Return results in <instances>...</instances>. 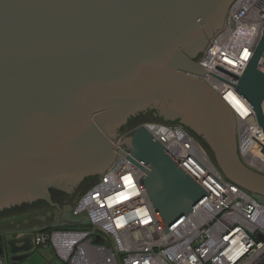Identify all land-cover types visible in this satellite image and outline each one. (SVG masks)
Returning <instances> with one entry per match:
<instances>
[{
	"label": "water",
	"instance_id": "obj_1",
	"mask_svg": "<svg viewBox=\"0 0 264 264\" xmlns=\"http://www.w3.org/2000/svg\"><path fill=\"white\" fill-rule=\"evenodd\" d=\"M232 1L0 0V216L66 199L126 154L114 143L121 132L152 119L184 124L228 179L264 198V174L239 156L233 109L194 76L210 72L194 56ZM263 53L264 30L236 91L264 128ZM122 144L166 231L209 196L144 125ZM33 246L11 239L12 264Z\"/></svg>",
	"mask_w": 264,
	"mask_h": 264
},
{
	"label": "built area",
	"instance_id": "obj_2",
	"mask_svg": "<svg viewBox=\"0 0 264 264\" xmlns=\"http://www.w3.org/2000/svg\"><path fill=\"white\" fill-rule=\"evenodd\" d=\"M263 30L264 0H233L223 26L197 59L210 72L194 76L230 104ZM259 68L264 71V53ZM262 107L264 112V100ZM231 108L239 156L249 168L264 174V128L251 108L244 117ZM142 125L209 196L166 231L146 194L144 171L126 155L129 147L122 141L130 132L120 133L114 143L126 154L116 152L72 208L86 225L38 230L33 243L51 247L68 264H120L119 255L123 264H264V203L228 179L181 124L147 121ZM0 264H5L3 259Z\"/></svg>",
	"mask_w": 264,
	"mask_h": 264
},
{
	"label": "rangeland",
	"instance_id": "obj_3",
	"mask_svg": "<svg viewBox=\"0 0 264 264\" xmlns=\"http://www.w3.org/2000/svg\"><path fill=\"white\" fill-rule=\"evenodd\" d=\"M147 121L162 122L158 119L143 120V121L138 122L137 124L133 125L132 127L128 128L127 130H125L121 133L131 132L135 127H137V126H139V125H141ZM162 123H165V122H162ZM168 124H181L183 127L190 130L184 124H182L180 122H172V123H168ZM196 138H197V141L199 142V144L201 145V147L203 148V150L205 151V153L207 154V156L209 157V159L214 163L213 157H212L213 153L211 152V149L209 148L208 144L205 142L204 139L201 140L198 136H196ZM94 175H95V176H93L94 178L93 179L91 178L90 184L86 187L85 191H87L91 187V185L98 179L100 174L95 173ZM257 198L262 203H264V200L262 201L259 197H257ZM261 198H263V197H261ZM76 201H75V203H76ZM74 204L71 205V204L62 203V205H60V208L62 210L60 212V213H62L60 219H62L64 221H70V220L74 219L75 216L72 214V208H73ZM58 212H59L58 208L53 209V208H49L48 206L43 205V206L38 207V208L23 211L19 214L1 215L2 217H5V216H7V217L11 216V217H9L7 219L5 218L2 220L0 219V236L4 237L5 246H6V251L4 252L3 255H0V259H3L4 261H6L5 264H7V262L12 264L11 258H10L11 254L8 252V250H9V241L12 239L13 235L15 233H17L19 235L20 234H28L31 237L32 242H34V237H35L37 230L41 226H45L47 224L48 225L54 224L56 221L55 217L58 214ZM75 218H77V217H75ZM85 221H86V219H85ZM6 223H8L10 225L19 224L21 228H19L17 230L16 229L10 230L9 228H14V227L13 226L8 227V225H6ZM62 224L64 225L63 228H77V227H84L85 226V225H77V226L74 225L73 226V225L64 224V223H62ZM108 243L111 244L110 241ZM53 252H52L51 247L40 248L34 244L32 250L30 251V254L28 255V257L22 261L17 262L16 264H56V263L62 264V262L57 260V258ZM119 259L121 260L120 264H123L121 255H119Z\"/></svg>",
	"mask_w": 264,
	"mask_h": 264
},
{
	"label": "flooded vegetation",
	"instance_id": "obj_4",
	"mask_svg": "<svg viewBox=\"0 0 264 264\" xmlns=\"http://www.w3.org/2000/svg\"><path fill=\"white\" fill-rule=\"evenodd\" d=\"M206 44H207V42L205 43V46H206ZM204 46V47H205ZM204 50V48L202 49V50H200L194 57L196 58V60L200 57L199 55L202 53V51ZM138 115V112L137 113H135V114H132L128 119H127V121L126 122H124L120 127H119V129L121 128V127H126V126H128L129 125V123H130V121L133 119V117H136ZM92 176H95V175H92V174H90V175H85L82 179H80L79 181H76V184H74V188H72L70 191L68 190V192L66 193V195H67V198L66 199H60L59 201V203H50L49 201H48V203L47 204H45L44 206H48L49 208H53V209H57V207H60V205H62V203H65V204H71V205H73L74 203H75V201L76 200H78V198L82 195V193L85 191V189H86V187L90 184V181H91V178H93ZM62 182V181H61ZM56 185H54V184H51L49 187H55ZM49 187H48V189H49ZM41 198V197H40ZM39 197H38V199H40ZM16 216V215H15ZM9 217H11V216H9ZM9 217H7V216H5V217H0V219L2 220V219H7V218H9ZM56 217H57V215H56ZM56 217H55V219H56ZM6 225H8V227H12V225H10V224H8V223H6ZM13 227H14V225H13ZM17 230V229H16ZM25 236H29L28 234H17V233H15L14 235H13V237H12V239H22L23 237H25ZM30 237V236H29ZM0 242L1 243H3L4 245H5V239H4V237H2V236H0ZM6 247V246H5ZM22 253H25V252H20V253H18V254H22Z\"/></svg>",
	"mask_w": 264,
	"mask_h": 264
},
{
	"label": "bare ground",
	"instance_id": "obj_5",
	"mask_svg": "<svg viewBox=\"0 0 264 264\" xmlns=\"http://www.w3.org/2000/svg\"><path fill=\"white\" fill-rule=\"evenodd\" d=\"M230 106L234 109L236 108L238 113H241L242 117L246 116L251 112L250 107L247 105V103L244 101V99L239 96L237 93H234L230 96ZM244 115V116H243Z\"/></svg>",
	"mask_w": 264,
	"mask_h": 264
},
{
	"label": "crops",
	"instance_id": "obj_6",
	"mask_svg": "<svg viewBox=\"0 0 264 264\" xmlns=\"http://www.w3.org/2000/svg\"><path fill=\"white\" fill-rule=\"evenodd\" d=\"M61 214L62 213H60L59 215H58V219L60 220H58L57 219V217H56V221H55V223L54 224H62V222L63 223H67V224H69V225H75V226H77V225H86V221H85V219H84V217H81V218H75L74 217V219L71 221L70 220V222L69 221H64V220H62V219H60V217H61ZM69 222V223H68ZM15 225V224H14ZM51 225H53V224H51ZM13 226V225H12ZM47 226H49L48 224L47 225H45V226H41L38 230H40V229H43L44 227H47ZM19 228H21L20 227V225L19 224H17V225H15L14 226V228H9L10 230L11 229H19ZM37 230V231H38ZM52 252H53V250H52ZM54 253V252H53ZM54 255H55V253H54ZM56 256V255H55ZM56 258H57V260H59L60 262H62V264H68V263H66V262H64L63 260H61L59 257H57L56 256ZM6 261H4V263H5ZM8 263V262H7ZM57 264V263H56Z\"/></svg>",
	"mask_w": 264,
	"mask_h": 264
},
{
	"label": "trees",
	"instance_id": "obj_7",
	"mask_svg": "<svg viewBox=\"0 0 264 264\" xmlns=\"http://www.w3.org/2000/svg\"><path fill=\"white\" fill-rule=\"evenodd\" d=\"M201 55V54H200ZM199 55V56H200ZM188 130V129H187ZM195 138H196V136H197V134H194L191 130H188ZM197 139V138H196ZM212 157H213V155H212ZM213 161H214V163L216 164V161L214 160V157H213ZM217 165V164H216ZM94 178V177H93ZM92 178V179H93ZM255 196H257V195H255ZM257 197H259L262 201L264 200L263 198H261L260 196H257ZM63 224H53V225H49V226H47V227H44L43 229H40V230H51V229H55V228H63Z\"/></svg>",
	"mask_w": 264,
	"mask_h": 264
}]
</instances>
